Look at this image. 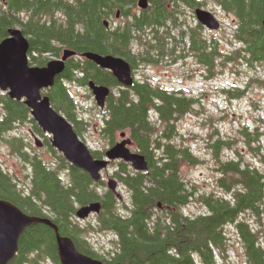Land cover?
Masks as SVG:
<instances>
[{"label":"trees","instance_id":"obj_1","mask_svg":"<svg viewBox=\"0 0 264 264\" xmlns=\"http://www.w3.org/2000/svg\"><path fill=\"white\" fill-rule=\"evenodd\" d=\"M136 1L6 0L0 12V40L8 35L9 27L18 26L29 42L30 65L42 66L49 55L58 57L64 48L76 52L67 58L63 71L43 93L52 107L72 123L80 138L87 122L78 116L67 82L86 86L91 80L111 90L119 89L106 98L96 128L110 145L119 133L128 132L148 162L146 172L118 162L120 170L115 176L130 191V207L125 213L120 212L116 195L105 187L103 179L94 181L87 172L71 165L51 146L49 135L31 117L24 102L11 99L4 92H0V139L17 123L29 122L44 137L56 161L48 163L37 154L28 155L21 138L7 139L12 151L29 163L30 172L25 175L28 181L19 187L0 165V199L28 215L49 219L57 233L70 238L79 252L107 264H196L197 260L200 264H216L217 254L227 250V224H234L240 234L249 264H264V250L256 231L241 219L244 212L259 214L264 201V170L248 163L216 159L223 175L218 184L229 192L227 198L202 194L201 201L208 210L196 216L186 215L182 207L193 191L181 178L180 167L184 163L195 164L197 159L188 147L173 143L172 137L176 133L175 120L191 110L193 99L147 80L122 87L111 71L80 56L93 51L122 56L131 64H150L172 54L173 47L182 44L198 62L211 66L219 55L217 41L204 38L202 25L189 26L180 16L183 5L193 10L211 1L235 18L233 38L241 47L225 57L237 56L264 68V0H148L146 9L133 10ZM117 11L122 20L114 25ZM104 20L109 21L108 26ZM134 45L141 49L137 51ZM153 115L165 123L162 133L157 132ZM241 133L249 146V140H258L257 131L252 134L244 128ZM221 144L227 148L230 141L217 139L212 143L215 158ZM250 148L264 164V151L259 146ZM90 151L95 158L104 154ZM94 201L101 204L95 225L80 226L75 219L77 207ZM91 230L112 232L116 237L115 247L107 251L108 257L95 251L87 238ZM7 264H61L55 229L43 222L25 227L17 252Z\"/></svg>","mask_w":264,"mask_h":264},{"label":"rangeland","instance_id":"obj_2","mask_svg":"<svg viewBox=\"0 0 264 264\" xmlns=\"http://www.w3.org/2000/svg\"><path fill=\"white\" fill-rule=\"evenodd\" d=\"M202 7L210 10L219 20L220 27L217 30L202 28L204 38H213L217 41L219 55L215 58L211 66H206L198 62L191 52L184 50L182 44L176 45L170 55L158 58L152 64L140 62L136 63L134 69L135 80H147L154 85H158L169 91H177L178 95L193 99L191 110L185 112L174 122V132L172 142L188 147L191 155L197 162L195 164H182L180 175L189 189L193 191L192 196L182 207L183 212L188 216H196L205 213L208 208L201 201L202 194H214L227 198L229 192L219 186L218 180L222 177L216 159H228L248 163L251 167L264 170V164L259 161L254 151L250 148L259 146V150L264 151V68L255 62L249 64L244 59L226 58L241 45L235 42L233 32L235 29V18L223 11L216 4L207 1ZM139 9L138 6L133 10ZM181 20L187 25L193 26L198 23L194 11L183 5L181 9ZM122 16L113 17L112 23L118 24ZM137 51L141 47L136 46ZM50 58L57 56L49 55ZM67 87L72 94L77 105L78 116L87 122L84 125L81 139L93 151H105L110 144L105 142L97 132L102 109H100L93 98L89 88L78 85L77 82H67ZM119 89L115 87L112 91ZM0 92H2L0 90ZM154 114V113H153ZM156 123V130L162 133L166 128L165 123L152 116ZM245 131L254 133L258 140H249L241 133ZM257 129V130H256ZM32 124L29 122L17 123L11 130L0 139V165L8 171L15 179L19 187L28 181L25 175L29 174V163L15 151H12L7 139L18 137L22 139V148L28 155L37 154L45 162L56 161L53 153L48 147H37L31 136ZM40 140L44 137L37 135ZM119 135L116 140H119ZM217 139L230 141L226 148L222 144L218 148L217 157L213 156L212 143ZM27 145V146H25ZM132 151H138L134 142L130 146ZM120 160H113L108 167L102 171V179L106 185L108 178L113 177L118 182V192L123 199L118 201V210L125 211L130 207V191L118 177L114 176L120 170L118 165ZM57 166L56 162L53 164ZM129 168H132L128 164ZM133 169V168H132ZM106 187V186H105ZM77 222L82 227L95 225V214L86 218L78 219ZM241 219L248 222L249 226L256 231L259 244L264 250V201L260 207L259 214L244 212ZM228 237L227 250L217 254L216 264H249L240 234L234 224H227L224 228ZM95 251L105 254L115 247L116 237L112 232L92 231L87 234ZM196 264H200L197 260Z\"/></svg>","mask_w":264,"mask_h":264},{"label":"water","instance_id":"obj_3","mask_svg":"<svg viewBox=\"0 0 264 264\" xmlns=\"http://www.w3.org/2000/svg\"><path fill=\"white\" fill-rule=\"evenodd\" d=\"M136 4L141 9H146L149 5L148 0H137ZM194 15L197 22L206 29H219L220 21L210 10L198 6L194 8ZM104 24L107 26L108 21L104 20ZM262 26L264 27V17ZM7 31L8 35L0 40V90L6 92L11 99L24 102L41 130L50 135L49 142L53 148L71 165L87 172L94 181L102 178V170L113 160L128 162L136 171L148 169L145 156L129 148L132 139L126 136L125 132L119 133L121 139L109 146L102 157H93L89 147L74 131L72 123L52 107L49 97L43 93V89L51 87L56 76L63 71L67 58L76 55L74 50L64 48L59 57L48 59L44 65H30L29 42L26 36L17 26L9 27ZM80 55L111 71L122 86L133 85L131 67L123 57L93 51H85ZM87 87L93 94L97 106L104 109L106 98L111 93L110 88L91 80L88 81ZM34 144L40 147L42 141L35 137ZM106 187L118 198L121 197L117 192V181L114 178L107 179ZM100 207L98 201L81 205L77 207L75 216L78 219H85L92 213H98ZM36 222H43L55 229L61 264H107L79 252L70 238L57 233V228L49 219L28 215L3 199H0V264H7L15 256L20 234L25 227Z\"/></svg>","mask_w":264,"mask_h":264},{"label":"flooded vegetation","instance_id":"obj_4","mask_svg":"<svg viewBox=\"0 0 264 264\" xmlns=\"http://www.w3.org/2000/svg\"><path fill=\"white\" fill-rule=\"evenodd\" d=\"M6 2V0H0V12L2 11V7H3V5H4V3ZM117 13V12H116ZM118 16H119V11H118ZM118 16H116V14H115V18H117ZM114 23V22H113ZM16 26V25H15ZM18 27V26H17ZM172 40V39H171ZM138 47V46H137ZM175 47H176V45H175ZM175 47H173V48H175ZM133 48H135L136 49V45H134L133 46ZM174 50V49H173ZM116 56H118V55H116ZM122 57V56H121ZM124 58V57H123ZM125 59V58H124ZM126 60V59H125ZM127 61V60H126ZM128 63H129V65H130V67H131V72H132V75H133V85H134V83H135V75H134V69H135V67H136V63H140V62H137V61H135V64H131L129 61H127ZM145 63V62H144ZM152 64V63H151ZM120 85V84H119ZM127 134V136H130L129 134H128V132H126ZM39 133L38 132H36V131H32L31 132V136L33 137V139L35 138V137H37V135H38ZM42 141V146H40V147H48V145L45 143V139L44 140H41ZM116 142V141H115ZM132 145V144H131ZM130 147V146H129ZM146 172V171H145ZM114 176H115V174H114ZM110 178H113V177H110ZM115 179V178H114ZM116 180V179H115ZM117 181V180H116ZM117 191H118V182H117ZM116 198H117V200L118 201H121L122 199H123V197H122V194H121V197L120 198H118L117 196H116ZM117 206H118V203H117ZM161 205H159L158 204V208L160 207ZM121 212H123V211H121ZM126 212V210L123 212V213H125ZM92 214H94V213H92ZM92 214H90L88 217H90V216H92ZM95 217H96V214H95ZM95 221H96V219H95Z\"/></svg>","mask_w":264,"mask_h":264}]
</instances>
